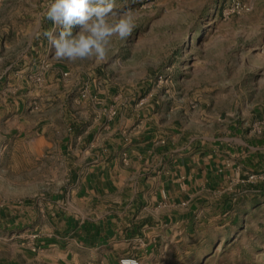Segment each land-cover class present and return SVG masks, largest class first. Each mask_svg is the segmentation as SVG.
Wrapping results in <instances>:
<instances>
[{"label":"rangeland","instance_id":"obj_1","mask_svg":"<svg viewBox=\"0 0 264 264\" xmlns=\"http://www.w3.org/2000/svg\"><path fill=\"white\" fill-rule=\"evenodd\" d=\"M230 1L115 0L114 10L130 12L136 27L126 40L113 37L106 60L98 63L53 58L55 49L43 35L53 30L58 38L62 30L46 17L52 0H0V207L35 200L66 178L56 140L42 144L35 128L42 129L38 119L62 117L71 108L50 110L34 103L30 92L45 80L51 85L46 73L59 66L67 94L94 80L102 89L114 86L121 99H157L206 112L215 136L237 126L250 147L244 153L248 159L259 155L252 161L260 165L248 162L230 181L229 218L214 224V238L193 261L264 264V0H234L249 10L222 17Z\"/></svg>","mask_w":264,"mask_h":264},{"label":"crops","instance_id":"obj_2","mask_svg":"<svg viewBox=\"0 0 264 264\" xmlns=\"http://www.w3.org/2000/svg\"><path fill=\"white\" fill-rule=\"evenodd\" d=\"M48 73L52 84L33 85L31 99L72 112L38 119L35 132L44 145L56 140L66 178L0 207V264H194L214 224L229 218L230 181L248 162L260 165L244 153L246 136L232 125L215 136L206 112L121 99L94 80L67 94L63 67Z\"/></svg>","mask_w":264,"mask_h":264},{"label":"clouds","instance_id":"obj_3","mask_svg":"<svg viewBox=\"0 0 264 264\" xmlns=\"http://www.w3.org/2000/svg\"><path fill=\"white\" fill-rule=\"evenodd\" d=\"M115 0H52L46 10L47 19L62 26L59 37L53 30L45 31L55 49L53 58L75 62L94 59L106 60L113 37L126 40L136 27L130 12H117ZM80 31L73 35V26Z\"/></svg>","mask_w":264,"mask_h":264},{"label":"built area","instance_id":"obj_4","mask_svg":"<svg viewBox=\"0 0 264 264\" xmlns=\"http://www.w3.org/2000/svg\"><path fill=\"white\" fill-rule=\"evenodd\" d=\"M229 5H230L229 8H225V7L221 8L220 15L222 17L227 16L230 13L246 12L249 10V8L246 5L241 4L239 2H235L234 0H231ZM118 262L119 264H139L138 260L134 257H122L118 260Z\"/></svg>","mask_w":264,"mask_h":264}]
</instances>
